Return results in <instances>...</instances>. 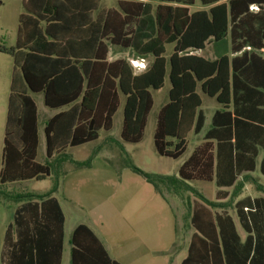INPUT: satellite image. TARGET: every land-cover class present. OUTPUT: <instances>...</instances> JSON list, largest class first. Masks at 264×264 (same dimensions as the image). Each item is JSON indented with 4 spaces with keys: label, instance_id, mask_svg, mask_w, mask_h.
Instances as JSON below:
<instances>
[{
    "label": "trees",
    "instance_id": "16d2710c",
    "mask_svg": "<svg viewBox=\"0 0 264 264\" xmlns=\"http://www.w3.org/2000/svg\"><path fill=\"white\" fill-rule=\"evenodd\" d=\"M158 1L157 6L120 1V12L101 11L96 22L85 25L82 22L88 20L87 15L73 12L77 9L72 5L25 0L15 47L0 45V53L12 56L14 61L0 194L8 184L31 180L52 178L53 187L44 195L15 197L20 205L6 232L2 264H62L65 216L54 194L70 170L92 167L97 155L76 161L67 151L98 141L102 132H111L123 99L121 140L140 144L154 107L152 91L164 87L167 75L171 82L169 100L158 112L154 132V145L161 157L181 159L188 150L189 134L201 132L205 116L200 110L199 90L224 109L215 114L207 142L193 151L177 175L145 172L131 159L124 162L125 167L165 199L162 187L170 192L184 189L199 196L189 216L197 233L181 264H264V198H246L236 204L247 233L243 240L233 218L226 212L213 216L210 208L214 203L189 184L216 180L219 187H231L243 172L242 96L238 86L241 60L229 55L209 60L191 51L203 50L211 39L220 42L229 34L234 52L248 44L262 48L264 11L259 7L258 13H252L250 4L264 0H230L229 5L225 0H200L209 8L193 13L190 7L197 0ZM75 15L81 17L78 24ZM150 17L153 31L142 38L138 48L137 33L144 34ZM259 19L263 25L257 28ZM133 23L135 29L131 28ZM168 44L174 45L169 59L165 57ZM110 46L132 48L151 56L152 62L137 74L128 60L109 61ZM19 80L25 84L23 89ZM30 93L42 94L50 109H67L45 123V163L37 160L38 109ZM210 139H217V145ZM67 163L72 169H64ZM71 243V264H121L87 225L75 229Z\"/></svg>",
    "mask_w": 264,
    "mask_h": 264
},
{
    "label": "crops",
    "instance_id": "0c3cea01",
    "mask_svg": "<svg viewBox=\"0 0 264 264\" xmlns=\"http://www.w3.org/2000/svg\"><path fill=\"white\" fill-rule=\"evenodd\" d=\"M120 1H141L143 3H152V5L154 6L159 5L158 0H54V4L72 5V9H77L73 10V12L78 10L82 11V13L84 15H87L88 18V20L82 22V24L88 25L96 22V20L100 18L99 14L101 11L103 12L113 9L120 12ZM15 2L16 3L14 5L23 6L25 0H15ZM224 2L229 5L230 0H225ZM250 5V11L252 13H258L259 7H262L264 11V1L254 2ZM253 7H257V9H253ZM208 8L209 7L203 6L200 0H197L194 6L190 7V12L193 13L199 10H206ZM22 13H24V8ZM22 13L19 14V17ZM104 15V13L101 14L103 18ZM79 18L81 17H78L77 15L74 16L76 24H78ZM262 25L263 23L259 19L255 27L258 28ZM131 28L135 29L136 24L133 23L131 25ZM153 28V20L152 17H150L145 27L144 34L137 33L136 43L138 45V48L143 42L142 38L144 36L147 37L148 34H151ZM225 40H227V43L230 42L228 46V49L230 48V51L229 54L226 55H229L231 59L241 60L240 69L242 72V78L241 83H239L238 86L241 87L240 93L242 96V134L240 138L242 141L241 152L243 154V172L238 176L237 181L235 182V186L231 187H219L216 183V180L210 183L203 181L189 182V184H196L197 182H202L212 185L213 187L215 186V197L219 201L227 200L231 196V191H233V189H235V193L239 190L238 186L239 182H241L242 176L258 174L264 178V46L262 48H254L253 46L248 44L244 46L239 52H234L232 49V36H230L229 34ZM223 41L215 42L213 39H211L203 50H193L191 51V54L198 55L199 53L205 51L207 47L212 46V43L218 44ZM111 47L112 46H110V51L108 55L109 61L123 59L120 58L122 54L121 52H129V55L127 57L130 60L128 61H132L136 64V67H134V69L135 73L137 74L144 72L147 69L148 59H152L151 56H144L143 54H139L132 48L125 49L120 46H113L117 47V49L114 51L115 53H117V57L111 59ZM169 47L172 48V55L174 45H166V54L168 52ZM115 53H113V55H115ZM218 53L219 49L215 48L213 52V60L221 57L220 53ZM171 55L169 56V58L171 57ZM151 62L152 60L150 61V64ZM142 63L145 67H143ZM3 64V60L0 59V77L1 79L6 80L8 74V67H4ZM18 83L20 88L23 89L25 86L24 82L22 80H19ZM199 92L202 98V106L200 110L204 113L205 122L199 134H195L194 132H191L189 134V137L190 135H195V137L199 136L198 139H200L199 143H193V150L191 154L198 146L207 142V135L213 129V121L215 114L218 111H223L224 109L223 105L218 103L215 99L208 97L207 95L203 94L200 90ZM3 95L4 86L1 85L0 101H3ZM7 95V101L9 104L10 94ZM31 95L34 98L38 109L39 155V151L42 148L43 141L45 153L47 149L45 123L49 119L53 118L61 112L66 111L67 109H50L46 107L42 94ZM35 95H42V104L46 108L43 115H41L42 113L40 105L36 101L34 97ZM202 95L209 99L206 110L203 109L204 101ZM213 104L216 105L214 109L212 107ZM231 110L233 111V106H231ZM6 121L7 118L4 124L0 126L1 153L3 152L4 147ZM210 141L215 146L218 143L217 139H210ZM124 144L125 143L120 139V145L124 146ZM98 153H100V151L97 152L92 167L80 170H70L61 181V186L58 192L54 194V197L57 198L65 216L62 264H64V260L68 251L70 255L72 254V235L75 229L82 224L89 226L94 231L97 237L104 244L110 256L121 264H181L188 255V250L192 241V237L194 234L197 233L196 229L193 228V226L191 225L193 228V233L190 237L189 242L186 245V249L183 252L173 254L172 251L177 243L178 238V221L175 210L169 198L166 197L165 199V197L158 194L155 191V188L150 183L145 181V179H143L140 175L134 173L133 171H131L132 173H129L130 169L126 168L124 163L117 164L116 173V170H113V168L107 161H101ZM190 155L180 164L179 168L190 157ZM181 159L176 161H180ZM45 162L46 161H44V163ZM76 190H78V194L75 197L74 192ZM195 190L202 195L200 191H198L197 189ZM193 194L195 195V199L193 201L194 204L195 201L200 200L198 199L199 196L197 194ZM202 196L205 197L204 195ZM246 198H251L252 200H254L258 198H264V196L262 195L252 197L247 195L240 198L236 202V204ZM206 199L209 200L208 198ZM17 203L18 204L15 206V208L12 211L8 212L10 213L9 220L3 227V239L0 245L1 261L7 229L9 228V226L13 225L16 209L20 205V202ZM119 203H121V206ZM86 204L92 205L91 207L94 210L97 208V215L94 218L88 215V217H85L83 221L79 220V222L74 224L72 227H69V211L76 210L78 213L85 214L84 210L86 211V209L84 205ZM236 204L234 207L236 216L230 214L226 210L217 209L219 208V205H217L216 203H214V206H212L210 210L212 211L213 216L218 213L222 214L224 212L229 214L236 224L238 233L244 240L247 236V233L245 232L240 223L236 211Z\"/></svg>",
    "mask_w": 264,
    "mask_h": 264
},
{
    "label": "rangeland",
    "instance_id": "374dc122",
    "mask_svg": "<svg viewBox=\"0 0 264 264\" xmlns=\"http://www.w3.org/2000/svg\"><path fill=\"white\" fill-rule=\"evenodd\" d=\"M15 0H0V45L6 46L7 48H14L16 45L17 39V29L19 24V14L23 12L22 5H14ZM213 45L207 47L205 51L199 53L198 55L213 60V52L215 48L219 49L220 56L229 54L230 48L228 46L230 44L227 43V40L221 43H212ZM111 55L110 58L117 57V53L114 51L117 47H111ZM115 53V55H113ZM121 57L125 60L128 59L129 52L122 51ZM172 53V48H168V52L166 54V58L169 59V56ZM218 53V54H219ZM114 56V57H113ZM0 59L3 60L4 67H8V74L6 80L1 79L0 77V86H4V95L3 101H0V126L4 124L7 118V109H8V101L7 94H10V87L12 83L13 69H14V61L12 56L7 54H0ZM152 59H148L147 68L150 65V61ZM133 67H136V64L131 61ZM143 64V63H142ZM144 65V64H143ZM145 67V66H144ZM169 70V68H168ZM171 88V82L169 79V75H167L165 80L164 87L159 91H152L154 97V107L150 114L147 128L145 130V136L143 141L140 144H128L125 143L124 146L120 145V133L122 129L123 122V101L121 107L114 118V127L113 130L109 133L102 132L101 137L98 141L74 148L69 149L67 153L76 161H86L90 157H94V153L99 152V158L101 161H107L113 170H116L117 173V164H123L126 160L131 159L134 164L148 173H155L160 175H176L178 172V168L180 164L191 154L193 150V143H199V136L195 137V135H190L189 137V149L185 156L180 161H175L169 158L161 157L155 148L154 145V132L156 126V119L159 110L161 107L166 104L169 100V91ZM38 104L40 105L41 115H43L45 111V106L42 104V95L34 96ZM204 106L203 109L206 110L207 103L209 101L208 98L203 96ZM216 105L213 104L212 107L214 109ZM198 139V140H197ZM122 141V140H121ZM1 145H0V168H1ZM111 160V161H110ZM38 161L44 163L46 161V153L44 150V141L42 143V148L39 151ZM65 170L72 169V164L67 163L64 164ZM129 173H132L129 170ZM192 188L197 189L208 198L210 201L219 205L217 209L226 210L230 214L236 216L235 214V204L236 202L244 197V196H264V178L261 175H244L241 177V182H239L238 191L235 193V189H233L231 196L224 201H219L215 197V186L209 185L207 183L197 182L190 183ZM53 187V179L47 178L46 180L37 181L31 180L26 182H20L16 184H9L1 188L2 193L0 194V245L2 243L3 237V227L6 222L9 220V211H12L15 206L18 204L15 201V197L19 195H44L49 192ZM167 197L169 198L173 208L175 210L177 221H178V238L175 248L173 249V254L183 252L186 249V245L190 240V237L193 233V228L191 226L189 216L191 214L192 204L195 199V195L190 191H185L184 189H178L177 191H167L164 187H162ZM78 194V190L74 192L75 197ZM84 204V203H83ZM121 206V203H119ZM90 204L84 205L86 211L81 214L76 210H71L68 213L69 218V227H72L74 224L79 222V220L83 221L85 217L88 215L93 218L97 215V208L94 210ZM7 207V208H4ZM7 209V210H6ZM243 234V233H242ZM0 264H2L0 258ZM64 264H71V255L68 251Z\"/></svg>",
    "mask_w": 264,
    "mask_h": 264
},
{
    "label": "built area",
    "instance_id": "2783aa9c",
    "mask_svg": "<svg viewBox=\"0 0 264 264\" xmlns=\"http://www.w3.org/2000/svg\"><path fill=\"white\" fill-rule=\"evenodd\" d=\"M253 9H257V7H253ZM143 65V64H142ZM143 67H144V65H143Z\"/></svg>",
    "mask_w": 264,
    "mask_h": 264
}]
</instances>
